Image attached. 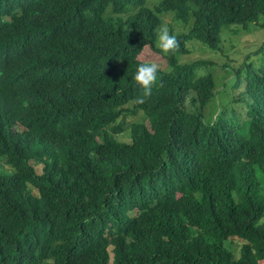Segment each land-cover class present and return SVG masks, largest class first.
I'll use <instances>...</instances> for the list:
<instances>
[{
	"label": "trees",
	"instance_id": "16d2710c",
	"mask_svg": "<svg viewBox=\"0 0 264 264\" xmlns=\"http://www.w3.org/2000/svg\"><path fill=\"white\" fill-rule=\"evenodd\" d=\"M254 24L264 0H0V264H264V43L219 84L179 61Z\"/></svg>",
	"mask_w": 264,
	"mask_h": 264
},
{
	"label": "rangeland",
	"instance_id": "374dc122",
	"mask_svg": "<svg viewBox=\"0 0 264 264\" xmlns=\"http://www.w3.org/2000/svg\"><path fill=\"white\" fill-rule=\"evenodd\" d=\"M171 25H178L180 30L182 28L180 23L174 22L171 19V16H166L164 18V22L162 26H167L169 31ZM161 26V27H162ZM176 30V31H177ZM221 42L218 50H212L207 46L200 45L194 40H189L186 43V47L188 48V52L182 53L179 56V61L182 63L191 62L196 59H210L216 63L213 68V71L217 74L216 83L219 84L218 81L222 79V69L221 64L227 62L231 65H235L239 63L247 52L255 51L259 46L264 43V26H260L259 24L250 25L248 28H243L241 26L230 27L229 29H223L221 31ZM158 45V42H157ZM149 53L150 57L147 55ZM145 58H149L151 61H155L159 64L160 67H165L168 65V59L162 53L154 54L149 49H146L143 53ZM220 90V89H218ZM226 97L223 95L222 97ZM128 134L122 133L116 135V139L127 140ZM38 173L41 172L42 164H35L34 166ZM238 245L236 242L233 243L234 251L237 253ZM112 247L109 246V249Z\"/></svg>",
	"mask_w": 264,
	"mask_h": 264
},
{
	"label": "clouds",
	"instance_id": "9594fccd",
	"mask_svg": "<svg viewBox=\"0 0 264 264\" xmlns=\"http://www.w3.org/2000/svg\"><path fill=\"white\" fill-rule=\"evenodd\" d=\"M158 47L166 54L177 47V37L170 33L167 26H162L158 33ZM159 64L155 61H145L136 67L135 79L142 86L144 94H151V85L157 79Z\"/></svg>",
	"mask_w": 264,
	"mask_h": 264
}]
</instances>
